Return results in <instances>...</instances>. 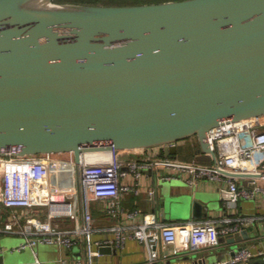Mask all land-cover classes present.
Instances as JSON below:
<instances>
[{
  "label": "water",
  "instance_id": "obj_1",
  "mask_svg": "<svg viewBox=\"0 0 264 264\" xmlns=\"http://www.w3.org/2000/svg\"><path fill=\"white\" fill-rule=\"evenodd\" d=\"M259 115L264 0H0V155H177L197 136L206 159L212 128Z\"/></svg>",
  "mask_w": 264,
  "mask_h": 264
},
{
  "label": "built area",
  "instance_id": "obj_2",
  "mask_svg": "<svg viewBox=\"0 0 264 264\" xmlns=\"http://www.w3.org/2000/svg\"><path fill=\"white\" fill-rule=\"evenodd\" d=\"M208 136L215 152L212 163L183 161L146 149H116L109 158L87 160L83 156L81 161L76 160L73 152L0 155V205L12 208L11 217L0 230L21 233L24 240L17 248H33L38 262L35 247L39 243L71 250L83 241L85 261L74 258V264H98L100 248L112 239L95 237L91 201L107 198V212L120 211L122 194L129 188L121 177L128 170L139 173L144 168H165L169 178L181 172L192 184L204 177L224 180L234 201L253 198L264 191L256 176H250L256 173L264 177V115L225 119ZM140 151L143 156L138 155ZM246 176L251 177V184L242 185L239 178ZM67 218H82L83 223L65 230L61 222ZM244 226V220L236 224H219L215 220L158 221L155 213L148 212L130 231L123 232L121 226L117 227L116 242L123 245L129 237L145 242L149 259L154 261L159 256L160 240L166 246L172 245V252L177 254L182 249L217 246L221 236L232 235ZM255 257L264 258V250L243 245L228 258L202 264H247ZM60 262L69 264L66 258Z\"/></svg>",
  "mask_w": 264,
  "mask_h": 264
},
{
  "label": "crops",
  "instance_id": "obj_3",
  "mask_svg": "<svg viewBox=\"0 0 264 264\" xmlns=\"http://www.w3.org/2000/svg\"><path fill=\"white\" fill-rule=\"evenodd\" d=\"M177 146V155L170 156L189 162L214 161L213 157L199 159L204 153L200 151L198 139L194 136L178 141ZM146 150L165 155L163 148ZM138 155L143 156V152L140 151ZM168 174L169 171L165 168H144L139 173L128 170L127 174L121 177V182L129 188L123 192L120 200L121 210L116 213L107 212V198L92 199L94 235L97 239H112L103 245L111 246L112 249L101 252L97 258L98 264H202L228 258L242 245H250L254 250H264V191L258 192L253 198L234 201L229 184L224 180L204 177L192 184L181 172L171 178ZM250 180L251 177L247 176L239 178L242 185L251 184ZM256 180L264 186V177L256 176ZM164 204L165 211L162 209ZM11 211L12 208L0 205V227L11 217ZM132 212L136 214L132 215ZM148 212L155 213L158 221L165 222L215 220L219 224H236L244 220V228L248 229L251 237L230 242L231 235H223L217 246L195 250L182 249L177 254L172 252V245L166 246L160 240L157 244L159 256L150 261L145 242L132 237L123 245L116 242L117 227L121 226L123 232L130 231ZM82 223V218H67L61 222V227L72 230ZM23 240L24 236L19 232L0 230V264H61V258H66L69 264H74V258H82L83 263L85 261L83 241L71 250L55 244L39 243L35 247L40 259L38 262L33 248H17ZM260 259L261 257H255L247 264H261L263 262Z\"/></svg>",
  "mask_w": 264,
  "mask_h": 264
},
{
  "label": "trees",
  "instance_id": "obj_4",
  "mask_svg": "<svg viewBox=\"0 0 264 264\" xmlns=\"http://www.w3.org/2000/svg\"><path fill=\"white\" fill-rule=\"evenodd\" d=\"M57 1L87 3V4H130V3L160 2L164 0H57Z\"/></svg>",
  "mask_w": 264,
  "mask_h": 264
},
{
  "label": "bare ground",
  "instance_id": "obj_5",
  "mask_svg": "<svg viewBox=\"0 0 264 264\" xmlns=\"http://www.w3.org/2000/svg\"><path fill=\"white\" fill-rule=\"evenodd\" d=\"M41 4H46V2L42 1ZM113 154H114L113 150H105V151L86 152V153H83V156L87 160H94V159H100V158H109L113 156Z\"/></svg>",
  "mask_w": 264,
  "mask_h": 264
},
{
  "label": "rangeland",
  "instance_id": "obj_6",
  "mask_svg": "<svg viewBox=\"0 0 264 264\" xmlns=\"http://www.w3.org/2000/svg\"><path fill=\"white\" fill-rule=\"evenodd\" d=\"M195 139H197V136H194Z\"/></svg>",
  "mask_w": 264,
  "mask_h": 264
}]
</instances>
